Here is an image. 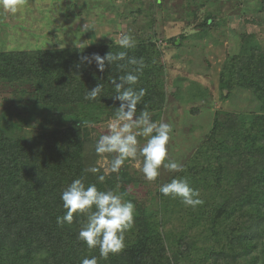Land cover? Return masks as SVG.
<instances>
[{
	"label": "trees",
	"instance_id": "trees-1",
	"mask_svg": "<svg viewBox=\"0 0 264 264\" xmlns=\"http://www.w3.org/2000/svg\"><path fill=\"white\" fill-rule=\"evenodd\" d=\"M215 1L189 3L197 13ZM259 10L264 12V0ZM214 19L206 16L199 26L208 29ZM120 51H127L128 58H143L145 64L133 86L146 89L137 113L160 111L165 96L153 38L140 39L128 50L111 43L0 52V81L18 86L15 99L23 105L17 114L0 116V264H81L92 256L98 264H264V112L228 115L226 120L216 116L197 152V161H202L188 166L183 178L193 189L211 192L213 206L200 195L203 203L192 208L159 193V208L138 209L134 227L125 233L124 250L107 259L100 257L98 247L90 250L78 238L85 216H74L71 225L57 224L66 211L61 193L75 179L133 202L127 186L135 179L125 166L119 173H105L96 165L97 156L91 163L85 156L94 127L112 119L119 107L112 80L119 82L136 67L126 58L106 63L101 72L92 55ZM98 83L101 94L85 99ZM237 87L252 91L264 107L260 46H242L223 65L222 97ZM89 167L100 171L87 172ZM99 175H105L103 182ZM222 223L228 227L220 232ZM197 244H202L199 251Z\"/></svg>",
	"mask_w": 264,
	"mask_h": 264
},
{
	"label": "rangeland",
	"instance_id": "rangeland-1",
	"mask_svg": "<svg viewBox=\"0 0 264 264\" xmlns=\"http://www.w3.org/2000/svg\"><path fill=\"white\" fill-rule=\"evenodd\" d=\"M189 1L25 0L22 10L15 14L0 8V52L108 45L125 34L136 42L147 37L156 42L165 100L162 109L150 115L154 122L172 125L168 157L180 164L183 171L161 167L157 180L149 182L140 170L142 157L126 160L123 166L135 179L127 186L135 212H155L160 205V186L187 175L188 166L197 161V152L201 151L216 116L226 120L228 115L248 117L264 112L252 91L237 87L222 97L220 88L221 71L231 55L238 54L244 45L264 49L260 0H216L197 13ZM206 16L215 19L208 29H203L199 24ZM16 90H20L17 85L0 81V116L21 111L23 105L15 99V95L19 96ZM115 118L116 115L99 121L85 148L89 163L97 156L96 165L105 173L116 154L98 155L95 144L101 135L109 134L108 125ZM137 139L139 147L147 142L143 136ZM198 191L208 199L209 206L214 205L211 192ZM221 227L220 232L228 226L222 223ZM178 228L177 224L173 229ZM197 245V250H201L202 244Z\"/></svg>",
	"mask_w": 264,
	"mask_h": 264
},
{
	"label": "clouds",
	"instance_id": "clouds-1",
	"mask_svg": "<svg viewBox=\"0 0 264 264\" xmlns=\"http://www.w3.org/2000/svg\"><path fill=\"white\" fill-rule=\"evenodd\" d=\"M25 0H0V8L9 13H17L22 10ZM116 43L125 50L134 49L136 41L131 35H122ZM127 58L129 65H134L126 75L113 79L116 95L114 99L119 101L116 118L108 125L109 134L101 135L95 144V152L98 155H116L111 160V173H119L126 160H136L142 157L141 172L149 182H155L160 175L161 167L170 171H183L180 164L168 157L167 144L172 132V125L152 121L148 111H141L137 115V105L141 103L146 94V89L136 90L133 86L139 81L145 67L143 58H128L127 51L116 54L108 52L101 57L93 54L98 71L103 72L105 64L122 61ZM84 59H87L85 57ZM123 68L124 65H119ZM103 85L98 83L87 91L85 99L95 100L102 92ZM135 129V131H134ZM138 136L147 138V142L138 146ZM87 172L98 173L97 167H89ZM98 180L103 182L105 175H99ZM162 195L170 198H180L189 207L195 208L203 201L199 198V191L193 189L187 178H174L170 182L160 186ZM63 208L66 210L63 216L57 217V224L71 225L74 216H85L86 223L80 229L78 238L82 240L88 249L99 248L100 257L107 259L110 254H117L125 248V233L134 227L135 205L130 200L125 201L120 194L111 190H98L95 184L85 185L83 178L73 180L61 193ZM81 264H98L97 257H85Z\"/></svg>",
	"mask_w": 264,
	"mask_h": 264
}]
</instances>
